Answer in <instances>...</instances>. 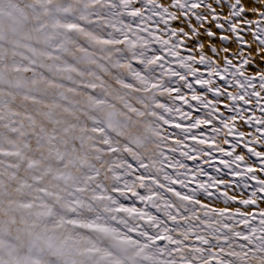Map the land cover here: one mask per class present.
Masks as SVG:
<instances>
[{
	"label": "snow or ice",
	"instance_id": "1",
	"mask_svg": "<svg viewBox=\"0 0 264 264\" xmlns=\"http://www.w3.org/2000/svg\"><path fill=\"white\" fill-rule=\"evenodd\" d=\"M249 12L260 18L248 19ZM170 20L186 24L188 31L169 26ZM205 21L223 33L218 37L222 48ZM161 23L168 39L156 35ZM245 31L264 53V11L245 0H173L167 6L160 0H0V264H264V208L259 204L264 179L255 175L264 171V153L246 144L261 167L233 169L244 178L245 188L247 180H256L251 196L237 201L225 190L215 198L222 197L225 207L213 206L211 189L221 184L227 189L229 182H199L189 188L188 166L163 150L174 154L183 144L176 139L177 147H172L162 134V126L172 123L166 114L181 110L158 99L167 94L187 103L186 96L173 93L192 89V76L232 102L225 108L235 115L221 114L222 127L213 128V141L232 135L237 117L249 126H264V115L246 116L248 110L238 107L255 101L256 110L264 113V69L249 74L252 45L244 39ZM230 34L239 45L234 52L228 46ZM193 36L211 38L212 56L200 40L194 45L198 59L181 55L185 39ZM172 62L183 71L173 69ZM198 65L207 69V79ZM167 77L183 84L174 88ZM215 77L235 91L222 89ZM192 99L212 109L209 117L218 110L195 92ZM211 123L197 119L191 127ZM255 131L260 136L250 143L264 141V128ZM244 135L240 132L238 138ZM219 151L232 157L237 169L245 160ZM129 157L143 169L134 180L130 177L137 169ZM168 166L175 175L165 171ZM129 192L143 208L120 202ZM236 204L246 210L231 211Z\"/></svg>",
	"mask_w": 264,
	"mask_h": 264
},
{
	"label": "bare ground",
	"instance_id": "2",
	"mask_svg": "<svg viewBox=\"0 0 264 264\" xmlns=\"http://www.w3.org/2000/svg\"><path fill=\"white\" fill-rule=\"evenodd\" d=\"M160 2L164 3L167 6L168 4L173 2V0H160ZM207 2L214 3V0H207ZM245 2L256 6L260 11H264V0H260V2H257V0H245ZM214 6H215V4H214ZM170 10L174 11V9H170ZM217 11H220V9L218 8ZM145 14L147 15V13H145ZM247 18L250 19V20H257L260 17H259V13H251V12H249ZM155 19H158V18H155ZM192 23H193V26H198V22L195 20V17H192ZM169 26L176 27V28L184 27L185 30L188 31L187 25L181 23L180 21H171L170 20L169 21ZM148 27L150 29H152V30L156 29V25L154 23H151V22H148ZM204 27L205 28L211 27V29L214 32H217V38L215 40V44H216L217 48H222V45L220 44V41H219L218 37H219V35H221L223 33H221L220 30L216 29L214 24H209L208 21H205ZM255 27L256 26L254 24L253 25V30L255 29ZM160 29H161V31H156V35H162L164 39H168L167 35H164V33L167 30L165 25H163L161 23L160 24ZM199 30L201 32H203L204 28H200ZM190 35H191V33H190ZM242 35H243L244 39L247 40L252 45L251 53H250L251 59H252V63H250V65L248 66V72H249V74L255 75L260 70L264 69V59H261V57L264 56V53H260L259 52V49L257 47V43L253 42V37H252L251 32L245 31V32L242 33ZM198 40L203 41L205 43V52H206V54L209 55V56H212V53L208 51L209 44L211 42V38L206 37V36H201V37L193 36L191 41H188L187 39H185V43L187 44V49L181 47L180 53L184 54L185 56L189 55V54H193L198 59L199 58V48L198 47L194 48V45L197 44ZM230 41L231 42H230V44L228 46L234 52L239 47V45L234 41V39H232L231 34H230ZM153 47H155L157 49L159 48L158 45H153ZM189 50H191V53H190ZM245 52H246V54H249L248 53V49H247L246 46H245ZM234 63H238V61H234ZM221 66H223L222 62H221ZM197 67L199 68L200 73H202L204 75V78L207 79L208 78L207 69L203 65H198ZM181 70L183 71V69H181ZM193 80L195 81L194 77H193ZM214 80H215L216 84L219 85L222 89H226L227 91H235L232 88H228L227 85L225 84V82L223 80H221L219 77H215ZM175 81H176V79H173V82H175ZM166 82H167V80H166ZM176 82H178V81H176ZM179 82L183 83V81H179ZM195 83H196V81H195ZM196 86H197L198 92L199 91L202 92V94H200V96L205 98L211 104L216 105L217 109H218L214 113L213 117H209L208 116L207 118H205V119H211L212 120L211 124L201 125L205 130H208V131L205 132V133H202L199 130L198 134L201 135V137H202L201 139L205 141L204 145L207 146L208 148H210V149L224 148L223 147L224 146L223 145V143H224L223 142L224 141L223 138L216 139L215 141H213L212 137L215 134L213 132V128L214 127H222V125L220 123V119L222 118L221 114H223V117H227V116H230V115H235V113H230L225 108L226 104L231 106L232 102L230 100L225 99V97L223 95H221V96L214 95L213 92L209 91L207 86H201L199 83H196ZM191 91L193 92V90H191ZM176 94L181 96L180 93H176ZM262 95H264V93H262ZM197 102L199 104H201L199 101H197ZM261 103H264V101H262ZM200 106H204V105L201 104ZM238 107H243V108H246L248 110L247 113H246V116H251L253 113L257 117H260L261 115H264V113H261L260 111L256 110L255 101L253 102L252 105H244L243 102H240V105H238ZM204 108H205L204 112L207 113V114L210 111H212V109L210 107H205L204 106ZM189 117L192 118L191 119V122H192L191 124H193V122L195 120H197V118L193 117L192 115L189 116ZM256 127L264 128V126H261V125H256L255 127L249 126L248 124H246L244 122V120H241L239 117H237L236 125H235V132L232 135H230V137L237 142L238 148H235V150H233V146H230V147L227 148L226 151L227 152H232L233 156H235V155H243L245 157L244 162L240 163L241 170L244 168L245 164H251L252 166L256 167L257 169H259L261 167V162H260V160L257 159V157L254 156L256 162L249 163L248 157L245 154H243L245 152L246 154L251 155V153H249V151H248V148L245 147L246 144L248 145V147H252L256 151L264 153V141H262L261 143H256V144L250 143V141H251L253 136H260V133L255 131ZM224 131L226 132L227 130L225 129ZM240 132H243L245 134L243 139H239L238 138V133H240ZM192 155H195V156L198 155L199 156V155H202V154L200 152H197V153H193ZM206 159L210 160L213 163L216 162L218 166H220L221 168L226 170L227 174L225 176L223 174L219 175V172L218 173L217 172H212V174H209L208 176H205L203 180H200V179H197V178H192V180H193L192 181L193 182V185H192L193 187L192 188H196L199 182H203L205 184H210V183H212L215 180H224V181L229 182L228 188L225 189L223 184H221L219 186V188L214 187V189H216V191L213 192L214 193L213 199H215L216 196H219V194L221 192L225 191V190L228 191V194L230 196H235L237 201H239L240 199L249 198L251 196V192L254 190V188H251V189L249 187L245 188L244 187V183L237 181L239 179V177L235 176L233 174V169H235L234 167H231V168L226 167L225 163H222V161H225V160L217 158L216 156L206 157ZM139 171H140L139 173H143V169H141ZM136 173H137V171H136ZM255 175L257 177H259L260 179H264V171H257L255 173ZM132 178H134V176H132ZM252 180H253V183H254L253 186L257 187L256 180H254V179H252ZM201 199H202V202H204V203L208 202V200L203 198V197H201ZM259 204H260V208H264V200L259 201ZM213 206L221 207V208L225 207V205L223 204L222 197L220 199H215V204ZM236 207H241L242 211L246 210L242 206L236 204V205H232L231 211L234 212ZM253 210L254 211H258L259 209H256L255 206H253Z\"/></svg>",
	"mask_w": 264,
	"mask_h": 264
},
{
	"label": "rangeland",
	"instance_id": "3",
	"mask_svg": "<svg viewBox=\"0 0 264 264\" xmlns=\"http://www.w3.org/2000/svg\"><path fill=\"white\" fill-rule=\"evenodd\" d=\"M135 6L139 7L140 5L136 4ZM93 19L95 20L96 17H93ZM126 22H130V21L126 20ZM143 35H146V33H143ZM149 54L151 55V53H149ZM181 55H184V54H181ZM165 59L172 61L171 57L166 56ZM132 64H133L134 68L143 71V65H140V64L136 63L135 61H133ZM170 66L175 70L182 71L181 69H179L178 63L172 62L170 64ZM113 71L115 72V70H113ZM173 79H176V81H178L176 77H167L166 78V80L171 81V86H173L174 88L179 86L180 84H183V83L176 82V81L173 82ZM188 81L190 83H192L193 88L189 89L187 87H182L180 89V92H179L180 95H184L187 97V100H188L187 103H185V101L183 99H180V98H177L173 101L167 96V94H165L164 96H159L158 99L160 100L161 103H166L170 107H174V108L178 107L181 110L180 112H174L172 116H167V114H166V118L170 119V121L172 123L162 126L163 127L162 134L167 135L169 137L167 143L172 147H177V145L174 143L176 139L183 140V144L178 146L179 150L174 154L171 153L168 148H164L163 150L165 151L166 155H169V156L175 155L176 160L181 161L182 163H184L188 166L187 172H184V169H180V171L184 172L185 176H187V178L191 181V183L189 184V188H192L193 187L192 186L193 185L192 178H197V179L203 180L205 176L212 174V172H217V173L219 172V175L223 174L225 176L227 174L226 170H224L223 168L218 166L216 162L213 163L210 160L206 159V157L216 156L217 158L224 159L225 161L231 162L232 167H234L238 171H240L241 168L237 169L236 162H232V157L225 156L224 153L219 151V148L210 149L207 146H205L204 144L198 143V141L201 140V138H202L201 135L198 134L199 130L202 133H205L208 130H205L202 126L199 127L198 129L192 128L191 127V125H192L191 119L192 118H190L189 116L192 115L193 117H195L197 119H205L208 117V115H207V113L204 112L205 111L204 106H200L201 104H199L197 102V100L192 99L193 92H195L198 95L202 94V92H200V91L198 92L196 83L193 80L192 76L188 77ZM129 82H132L131 78H129ZM191 90H193V92ZM176 93L177 92H174L173 95L175 97H180ZM137 107H139V105H137ZM157 111H161V110L157 109ZM185 114H187V115H185ZM173 124H180L181 127L180 128L173 127L172 126ZM185 130H188L186 133L187 139H184ZM193 135L196 136L195 140L192 138ZM220 138H223L224 140L227 139L229 141L228 143H223L224 152H227L226 151L227 148L230 146H233V145H235V148H238L237 142L234 139H232L230 136L220 135L216 139H220ZM191 149H197V150L196 151H190ZM199 149H203L205 152L208 153V155H199V156L197 155L198 158L194 161L191 159H187L186 157L181 155V152H189L190 155H192L193 153L200 152ZM243 154H245L248 157L249 163L256 162L255 157L253 155H248L245 152ZM129 162L132 163L133 168L137 169V173L134 172V174H133V176L135 178V176L137 174L138 175L141 174V173H139L140 172L139 170H141V169L138 167L137 163L130 158H129ZM165 171L175 175V171L171 166L166 167ZM134 178L130 177V179H132V180H134ZM237 181L244 183V178L239 177V179ZM247 184H248V187L250 189L256 188L253 186L254 183H253L252 179L247 180ZM174 187H176V189L178 191H185V192L187 191V189L180 188L179 185H175ZM137 191L141 195L147 194L144 189H137ZM211 191L214 192V191H216V189H214V187H213L211 189ZM169 196H170V194H169ZM119 199H120V202L122 204H124L126 207H133V206L137 207V208H143L144 207L143 204L135 196H132L130 192L128 193V198L119 197ZM148 210L150 212H152L154 215L159 216L161 219H166L164 217L163 213L157 212L155 208L149 207ZM168 223H169V226H172L170 221ZM164 243L165 242L162 241L161 245H163Z\"/></svg>",
	"mask_w": 264,
	"mask_h": 264
}]
</instances>
